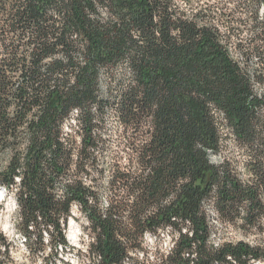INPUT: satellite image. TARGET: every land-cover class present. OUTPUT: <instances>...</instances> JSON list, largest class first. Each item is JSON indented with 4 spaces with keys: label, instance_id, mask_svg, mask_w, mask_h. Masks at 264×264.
Instances as JSON below:
<instances>
[{
    "label": "trees",
    "instance_id": "trees-1",
    "mask_svg": "<svg viewBox=\"0 0 264 264\" xmlns=\"http://www.w3.org/2000/svg\"><path fill=\"white\" fill-rule=\"evenodd\" d=\"M223 129L246 177L211 159ZM1 188L31 250L76 209L92 264H264L204 209L263 231L264 0H0Z\"/></svg>",
    "mask_w": 264,
    "mask_h": 264
},
{
    "label": "rangeland",
    "instance_id": "rangeland-1",
    "mask_svg": "<svg viewBox=\"0 0 264 264\" xmlns=\"http://www.w3.org/2000/svg\"><path fill=\"white\" fill-rule=\"evenodd\" d=\"M117 128V121L109 116L106 120L107 135L113 138ZM221 132L220 156L218 157L212 154L211 159L215 162L222 158L228 159L236 171L242 177H246L245 171L242 168V155L238 150L233 136L226 129H223ZM101 194V203L105 206L107 194L104 191ZM15 207L14 198L10 194L6 193L0 199V264H92L88 260V253L86 251L88 239L80 228L82 217L77 213L76 209L73 210L71 216L73 219L72 224H68L65 229L67 245L63 248L57 247V249H52L47 245L44 250L39 251L37 247L31 250L29 245L24 241L23 234L16 229ZM205 210L213 227L212 239L215 245L221 243L223 240L235 241L243 239L250 244L256 245L260 244L261 240L264 241V226L260 234L254 232L252 234H245L241 228L226 227L218 220L213 200L205 202ZM31 236L32 240L29 242L33 243L35 239L33 235ZM171 245L172 235L169 230H165L161 234L160 240L155 239L151 235H147L143 251L149 252L150 255L156 251L165 253ZM31 246L35 247L33 244ZM261 246L263 247V244ZM139 254L140 252L135 253V257H140Z\"/></svg>",
    "mask_w": 264,
    "mask_h": 264
},
{
    "label": "built area",
    "instance_id": "built-area-1",
    "mask_svg": "<svg viewBox=\"0 0 264 264\" xmlns=\"http://www.w3.org/2000/svg\"><path fill=\"white\" fill-rule=\"evenodd\" d=\"M204 209H205V203H204ZM73 214V213H72ZM71 218V217H70ZM72 219V218H71ZM71 225V224H70ZM172 245H173V242H172ZM172 245L170 246V247H172ZM169 247V248H170ZM168 251V250H167ZM256 263H260L259 261H256V262H254V264H256ZM263 263V262H262Z\"/></svg>",
    "mask_w": 264,
    "mask_h": 264
},
{
    "label": "bare ground",
    "instance_id": "bare-ground-1",
    "mask_svg": "<svg viewBox=\"0 0 264 264\" xmlns=\"http://www.w3.org/2000/svg\"><path fill=\"white\" fill-rule=\"evenodd\" d=\"M4 194V196L6 195L3 191H2V189H0V194ZM1 196V195H0Z\"/></svg>",
    "mask_w": 264,
    "mask_h": 264
},
{
    "label": "water",
    "instance_id": "water-1",
    "mask_svg": "<svg viewBox=\"0 0 264 264\" xmlns=\"http://www.w3.org/2000/svg\"><path fill=\"white\" fill-rule=\"evenodd\" d=\"M1 189H2V191H3L4 193H6L5 190H4L3 188H1Z\"/></svg>",
    "mask_w": 264,
    "mask_h": 264
}]
</instances>
